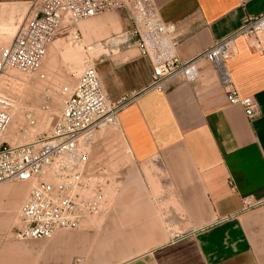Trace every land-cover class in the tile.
Here are the masks:
<instances>
[{
	"label": "crops",
	"instance_id": "1",
	"mask_svg": "<svg viewBox=\"0 0 264 264\" xmlns=\"http://www.w3.org/2000/svg\"><path fill=\"white\" fill-rule=\"evenodd\" d=\"M30 1L0 0V11L12 13ZM155 2L164 20L177 24V52L186 59L264 11V0ZM113 12L82 20L80 27L98 53L95 64L109 97L136 96L121 111L118 127L134 162L152 174L136 180L128 171L124 187L138 181L141 194L115 197L120 210L107 207L96 233L58 232L52 243L58 262H68V242L75 241L86 261L89 245L99 244L114 256L124 253L114 264H264V36L262 50L239 37L227 61L240 94L258 101L259 114L249 118L229 103L216 67L205 59L196 81L173 77L164 91L147 89L151 61L132 44L113 42L130 25L125 10ZM245 196L260 204L244 210ZM8 202L0 200V207ZM10 202L7 220L14 225L19 202L14 195ZM27 255L9 242L0 264H32Z\"/></svg>",
	"mask_w": 264,
	"mask_h": 264
},
{
	"label": "built area",
	"instance_id": "2",
	"mask_svg": "<svg viewBox=\"0 0 264 264\" xmlns=\"http://www.w3.org/2000/svg\"><path fill=\"white\" fill-rule=\"evenodd\" d=\"M117 10L127 12L130 25L115 35L113 42L132 44L150 59L153 72L147 89L164 91L173 77L196 81L199 60L205 59L216 67L229 103L242 106L249 118L259 114L257 99L240 94L227 61L235 53L239 37L262 50L264 11L246 16L237 29L186 59L177 52V24L163 19L155 0H31L25 21L11 43L0 51V79L9 69L38 72L61 31L79 43L82 31L77 24L81 20ZM61 93L63 106L51 133L11 144L6 134L14 117V100L0 91V183H32L20 209V225L14 231V238L20 241L50 239L58 231H75L88 217L107 209V173L102 166H90L91 150L97 131L118 127L121 111L136 96L111 99L95 61L88 63L78 81L65 85ZM25 117L30 124L36 122L31 110ZM259 204L250 196L243 197L244 210Z\"/></svg>",
	"mask_w": 264,
	"mask_h": 264
},
{
	"label": "rangeland",
	"instance_id": "3",
	"mask_svg": "<svg viewBox=\"0 0 264 264\" xmlns=\"http://www.w3.org/2000/svg\"><path fill=\"white\" fill-rule=\"evenodd\" d=\"M29 5H30V3L19 5L18 7H15L12 10V13H11V11H6V9H3L2 11H0V51L3 47H6L11 43L16 32L19 30L20 25H22V23L25 21V18L27 16V13L29 10ZM111 13H114V12H105V13L98 15L94 18H99V17H102L106 14H111ZM6 17L9 18V20H7ZM92 18L93 17L85 19L83 21L92 20ZM81 22L82 21H80L77 24L78 28L82 31L81 42H79V43L73 42V36L72 35H69L68 32H66V31H61L56 36L55 40L53 41V43L49 47L47 54L49 55L52 52L56 53L55 55L57 56V58L55 56L56 59H54L53 62L56 63L57 59L60 62L57 61L58 63H56V64L54 63L55 65L53 64V62L49 65L42 63L39 71L36 73H25V72H22V71L17 70V69H9L7 71V73H9V71H10V73L9 74L4 73V75L2 76L4 78V80H3V78H1L3 80V83H1L2 86H0V91L9 95L14 100V105H13L14 117H13V120L15 118H17L16 115H18V112H16V108H19L21 106L20 107L21 108L20 109V111H21L20 120L21 121H18V123L20 122V127L21 126L22 127L20 129V132H18V134H20L22 139L24 138L23 139L24 141H22V139L20 137L21 142L19 139V142L15 143V144L29 142V141L35 140V139L43 137V136H48L51 133V130H52L53 125L56 121V118L60 114V112L62 110V106H63V96L61 93L62 88L65 85L75 84L78 81L81 74L83 73L87 64L90 62L96 61V58L98 57V53L96 52V53L91 54L90 51H93V50H90V51L87 50V48L90 47L88 45L89 41L86 42L85 32L80 27ZM111 38H113V37L111 36L109 39H111ZM97 41L98 40H96L95 43ZM57 44L59 45L58 47L62 46V44H63V46L61 47V49L59 48L60 50L58 49V47H55V49L53 50L54 46H57ZM79 45L82 46V48H83L82 65L79 68L74 69L68 62H66L64 60V58H62L63 59L62 60L60 57L63 56V54H64L63 52H65L64 51L65 49L77 48ZM84 45L87 47L86 49H85ZM56 49H58V50H56ZM58 51H60V53L63 51L61 53L62 55L59 54ZM48 55H46V56L48 57ZM47 57H45L43 62H45ZM64 61H65V63H64ZM44 65H46V66H44ZM51 65L55 66V67H52L53 68L52 69L50 67ZM48 66L50 67V71H49V68L47 69ZM14 70L16 72H14ZM12 72H13V74H15L14 76H16V77H13ZM17 72L19 73V76H18V74L16 75ZM49 73H50V75H49ZM20 74H21V76H20ZM41 74H44L45 76L41 77ZM4 76H6V77H4ZM23 76H24L25 80L23 79ZM18 78H20V79H18ZM21 78L23 79V81ZM27 78H28V84L29 85L26 84ZM52 80L53 81L55 80V82H53ZM14 82H15V84H14ZM3 84L5 87L3 86ZM31 86H33V87H31ZM34 87H37V88H34ZM26 88H28V89H26ZM11 89H14L15 91L11 90ZM30 89H32V90H30ZM27 90H29V91H27ZM22 93H23V95H22ZM27 93H30L31 98L25 96L24 97L25 99H24L23 96L26 95ZM32 97L34 99H32ZM21 101L23 102V104ZM36 103L38 104L39 107L33 105ZM37 107L40 108V111L38 109H36ZM27 110H31L34 112L35 119H36V122L34 124H30L27 121V119L25 117V112ZM41 111L47 112L49 114L48 124H47L46 129L44 131H40L39 129H36V127L38 126V122H39V116H38L39 114H37V113L38 112L40 113ZM13 120H12V122H13ZM12 122H11V124H12ZM11 139L12 140L8 139L11 144L13 143V140L14 141L17 140V138L16 139L11 138ZM96 165L104 167L105 171L107 173L108 182L105 186V190H106V194H107V200L109 202V205L107 206L108 207L107 211H110V212L120 210V209H118V207H120V205L115 204V202H114L115 197L122 196V195H129V194H134V195L141 194L142 189H140V187L138 185V181L134 182L132 184L133 186L131 188H125L124 187L125 186L124 180L126 179V177H128V174H129L128 171L130 169H131V173L135 174L134 178H136V180H138V178H140L141 173L143 175L145 174L147 176H151V174H152L148 170L147 165L143 164L142 167H140V165L138 166L134 162V160H133V158L129 152L128 147L125 145V143L122 139V134L120 132V129L117 126H111V127L103 128L100 131H97L96 136H95V143H94L92 150H91V160H90V166L91 167H94ZM140 168L144 169L145 172H143V171L140 172ZM151 168H153V167H151ZM11 182L24 183L26 185V189H25L24 194L22 195L20 202L12 210V213L15 214L14 225H12L11 223H8V220H7V217L9 215V211L11 208V207L9 208L10 203H11L10 201H11L13 195H10L8 193H4L2 191L0 192V200H2V202H6L7 200L9 201L8 204L5 203V204H3L2 207H0V258H1L2 253L4 252L6 244H8L9 242H12V243H16L20 246L22 253H25V254L28 253L29 254V255H27V257H30L29 260H31L33 262L32 264H60L58 262V257H57L58 246H57V244L52 245V243L54 242L53 237L58 232H62V231H58L57 233H55V235L52 237L53 239L50 238V239H44V240L20 241V240H17L14 238V231H15L16 227H18L20 225V209H21L22 204L26 201V199H27V197L31 191L32 183L28 182V181H20V180H12ZM2 186H4L3 183H2V185H0V188ZM106 212L88 217V219H86V221L83 223V225L81 226L80 229H77L75 231H63V232L73 234V233L80 232L81 230L86 228L87 230H90L91 232L96 233L97 230L99 228H101L102 224L105 222V219L107 216L105 214ZM68 243H69L68 244V246H69L68 250L70 249V252H69L70 254H68L69 260H68V262H66L64 264H81V260H83L84 264H107L108 262H111L112 264H114V263L121 262V260H124V258H125L123 252H118V256H114L112 252L106 253L104 250L105 247H101V246H99V244H96L95 246L89 245V249H91L92 247H93V249L90 252L87 251L86 256L88 255L92 260L90 259L89 261H86L83 258L82 252L80 251L81 247L80 248L75 247V243H76L75 241H69Z\"/></svg>",
	"mask_w": 264,
	"mask_h": 264
},
{
	"label": "bare ground",
	"instance_id": "4",
	"mask_svg": "<svg viewBox=\"0 0 264 264\" xmlns=\"http://www.w3.org/2000/svg\"><path fill=\"white\" fill-rule=\"evenodd\" d=\"M85 20V19H84ZM82 21V20H81ZM60 43V42H59ZM61 45V44H60ZM59 45L57 44V46H54V48H53V50L55 49V47H58ZM62 46H63V44H62ZM62 46H60V47H58V49L60 48L61 49V47ZM85 47V46H84ZM58 49H56V50H58ZM59 49V50H60ZM85 49H86V47H85ZM49 50V49H48ZM51 50V49H50ZM65 52H63L64 54H63V56H61L60 58L62 59V58H64V60L66 61V62H68L74 69L75 68H79L81 65H82V55H83V48H82V46H78L77 48H67V49H65L64 50ZM51 52V51H50ZM61 52V53H62ZM58 53L59 54H61L60 53V51H58ZM56 53H54V52H52V53H50L49 55H48V57L46 58V60H45V62H43L44 64H51L53 61H54V59H56L57 58V56L55 55ZM62 55V54H61ZM55 56H56V58H55ZM59 56V55H58ZM59 58V59H60ZM63 60V59H62ZM57 61H59L58 59H57ZM56 61V63H58ZM65 61H64V63H65ZM60 62V61H59ZM55 62H53V64H54ZM55 63V64H56ZM54 64V65H55ZM46 65H44V66H46ZM51 68L52 67H55V66H50ZM50 67L48 66L47 67V69L49 68V71H50ZM46 69V68H45ZM53 69V68H52ZM57 70V69H56ZM14 72H16L15 70H14ZM53 72V71H52ZM7 73V72H6ZM9 73H10V71H9ZM9 73H7V74H9ZM57 73V72H56ZM12 74H13V72H12ZM18 74V76H19V73L17 72L16 73V75ZM53 74V73H52ZM15 74H13V77H16V76H14ZM23 75V74H22ZM49 75H50V73H49ZM54 75V74H53ZM20 76H21V74H20ZM4 77H6V76H4ZM26 77V76H25ZM3 78V77H2ZM31 78V77H30ZM58 78V77H57ZM10 79V78H9ZM16 79V78H15ZM18 79H20V78H18ZM17 79V80H18ZM22 79V78H21ZM23 79H24V76H23ZM23 79H22V81H23ZM56 79V78H55ZM59 79V78H58ZM2 80V79H1ZM0 80V86H2V84L1 83H3V80H4V78H3V80L1 81ZM25 80V79H24ZM27 83L26 84H28V78H27ZM25 81V82H26ZM31 81V80H30ZM35 81V80H34ZM53 81V80H52ZM51 81V82H52ZM7 82V81H6ZM39 82V81H38ZM53 82H55V80L53 81ZM61 82V81H60ZM10 83V82H9ZM5 84V83H4ZM4 84H3V86H4ZM14 84H15V82H14ZM37 84V83H36ZM45 84V83H44ZM17 85V84H16ZM29 85V84H28ZM34 85V84H33ZM47 85V84H46ZM37 86V85H36ZM5 87V86H4ZM12 87V86H11ZM30 87V86H29ZM31 87H33V86H31ZM42 87V86H41ZM7 88V87H6ZM34 88H37V87H34ZM39 88V87H38ZM26 89H28V88H26ZM25 89V90H26ZM43 89V88H42ZM11 90H14V89H11ZM30 90H32V89H30ZM37 90V89H36ZM44 90V89H43ZM42 90V91H43ZM15 91V90H14ZM27 91H29V90H27ZM24 92V91H23ZM37 93V92H36ZM19 95V94H18ZM22 95H23V93H22ZM25 96H27V97H30L31 95H30V93H27L26 95H24L23 96V98L25 97ZM34 96V95H33ZM36 96V95H35ZM39 96V95H38ZM19 97V96H18ZM26 97V98H27ZM31 98V97H30ZM25 99V98H24ZM32 99H34L33 97H32ZM29 100V99H28ZM31 100V99H30ZM32 101V100H31ZM20 102V101H19ZM22 102V101H21ZM25 102V101H24ZM55 103V102H54ZM22 104H23V102H22ZM37 104V103H36ZM36 104H33V105H35V106H38V104L36 105ZM21 105V104H20ZM21 107V106H20ZM16 108V112H18V115H16V117L17 118H15L14 120H13V122H12V124L10 125V127H9V129H8V131H7V134H6V138H7V140L9 139V140H12L11 138H17V140L16 141H14L13 140V143L15 144V143H17V142H19V139H20V134H18V132H20V129H21V127H20V122L18 123V121H21L20 120V113H21V111H20V109L21 108ZM39 107V106H38ZM36 108V109H38L39 111H40V108ZM33 108V107H32ZM17 114V113H16ZM37 114H39L38 116H39V122H38V126L36 127V129H39L40 131H44L45 129H46V126H47V124H48V118H49V114L47 113V112H43V111H41L40 113L38 112ZM19 118V119H18ZM21 139H22V137H21ZM21 139H20V142H21ZM24 139V138H23ZM22 139V141H24ZM8 140V141H9ZM10 142V141H9ZM12 143V144H13ZM2 183L4 184V186H2V189L3 190H5V191H8L9 193H11L12 195H14V198H15V201L18 203V202H20V200H21V198H22V195L24 194V192H25V189H26V185L24 184V183H15V182H11V181H5V182H1L0 183V185H2ZM6 183V184H5ZM88 219V218H87Z\"/></svg>",
	"mask_w": 264,
	"mask_h": 264
}]
</instances>
